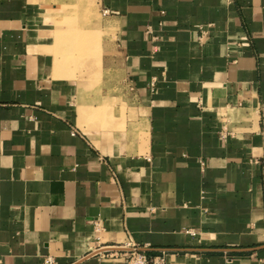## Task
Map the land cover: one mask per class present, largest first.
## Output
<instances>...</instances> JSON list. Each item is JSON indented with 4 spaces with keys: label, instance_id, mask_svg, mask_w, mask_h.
<instances>
[{
    "label": "crops",
    "instance_id": "crops-1",
    "mask_svg": "<svg viewBox=\"0 0 264 264\" xmlns=\"http://www.w3.org/2000/svg\"><path fill=\"white\" fill-rule=\"evenodd\" d=\"M98 2L91 93L54 58L57 8L0 0V264H125L128 236L264 264V0Z\"/></svg>",
    "mask_w": 264,
    "mask_h": 264
},
{
    "label": "rangeland",
    "instance_id": "rangeland-1",
    "mask_svg": "<svg viewBox=\"0 0 264 264\" xmlns=\"http://www.w3.org/2000/svg\"><path fill=\"white\" fill-rule=\"evenodd\" d=\"M46 3L56 7L54 13L59 16L56 21V17L53 19L55 35L52 53L57 65L76 77L80 86L86 85L89 92L100 91L104 77H112L111 70H103L104 55L109 53L111 56V50L107 52L103 43L112 41L115 37V28L108 30L104 26L106 16L102 12L100 2L46 0ZM91 10L97 14V18L92 21L88 17ZM50 11H53L51 7ZM78 131L83 134L80 129Z\"/></svg>",
    "mask_w": 264,
    "mask_h": 264
},
{
    "label": "built area",
    "instance_id": "built-area-1",
    "mask_svg": "<svg viewBox=\"0 0 264 264\" xmlns=\"http://www.w3.org/2000/svg\"><path fill=\"white\" fill-rule=\"evenodd\" d=\"M104 12L106 13L107 10H105ZM147 32L149 34L152 33V29L150 26H148ZM72 133L74 135L79 134V131L77 129H73ZM201 163L202 165H204V162ZM98 230H101L100 226L98 227ZM186 232L191 235H197L194 230H186ZM118 247H122L124 250L112 248L115 251L113 252V254H116L118 252L124 253L125 264H166L164 254L157 256H149L147 251L140 249L139 245H137L133 241L131 236H128V239H126L125 242L122 245H119ZM43 264H56L54 256H45L43 259Z\"/></svg>",
    "mask_w": 264,
    "mask_h": 264
},
{
    "label": "water",
    "instance_id": "water-1",
    "mask_svg": "<svg viewBox=\"0 0 264 264\" xmlns=\"http://www.w3.org/2000/svg\"><path fill=\"white\" fill-rule=\"evenodd\" d=\"M115 249V248H114ZM116 249H118V250H124L122 247H116ZM140 249H142V250H144V251H147L148 250V248H140Z\"/></svg>",
    "mask_w": 264,
    "mask_h": 264
},
{
    "label": "trees",
    "instance_id": "trees-1",
    "mask_svg": "<svg viewBox=\"0 0 264 264\" xmlns=\"http://www.w3.org/2000/svg\"><path fill=\"white\" fill-rule=\"evenodd\" d=\"M148 254H150L149 252H147Z\"/></svg>",
    "mask_w": 264,
    "mask_h": 264
}]
</instances>
